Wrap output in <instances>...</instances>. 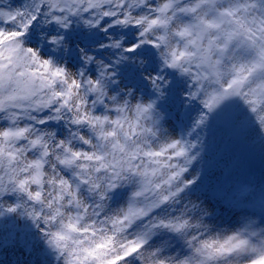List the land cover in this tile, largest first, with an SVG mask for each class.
Wrapping results in <instances>:
<instances>
[{
	"label": "snow or ice",
	"instance_id": "snow-or-ice-1",
	"mask_svg": "<svg viewBox=\"0 0 264 264\" xmlns=\"http://www.w3.org/2000/svg\"><path fill=\"white\" fill-rule=\"evenodd\" d=\"M264 0H0V248L17 264H264Z\"/></svg>",
	"mask_w": 264,
	"mask_h": 264
},
{
	"label": "rangeland",
	"instance_id": "rangeland-1",
	"mask_svg": "<svg viewBox=\"0 0 264 264\" xmlns=\"http://www.w3.org/2000/svg\"><path fill=\"white\" fill-rule=\"evenodd\" d=\"M223 147H226L225 151H227V157L223 161H230L238 171L246 170L256 178L264 169V149L258 140L248 141L242 136L217 133L214 152L217 148ZM22 258L20 252L13 250L11 246L8 251L0 248V264H17Z\"/></svg>",
	"mask_w": 264,
	"mask_h": 264
},
{
	"label": "bare ground",
	"instance_id": "bare-ground-1",
	"mask_svg": "<svg viewBox=\"0 0 264 264\" xmlns=\"http://www.w3.org/2000/svg\"><path fill=\"white\" fill-rule=\"evenodd\" d=\"M216 151H217V150H216ZM225 154H226V153L224 152L223 155H222L221 157L225 156Z\"/></svg>",
	"mask_w": 264,
	"mask_h": 264
}]
</instances>
